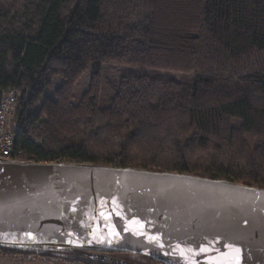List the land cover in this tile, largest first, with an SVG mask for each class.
Instances as JSON below:
<instances>
[{
    "label": "trees",
    "instance_id": "obj_1",
    "mask_svg": "<svg viewBox=\"0 0 264 264\" xmlns=\"http://www.w3.org/2000/svg\"><path fill=\"white\" fill-rule=\"evenodd\" d=\"M104 64L132 70L104 87ZM9 87L23 160L264 188V0H0Z\"/></svg>",
    "mask_w": 264,
    "mask_h": 264
},
{
    "label": "water",
    "instance_id": "obj_2",
    "mask_svg": "<svg viewBox=\"0 0 264 264\" xmlns=\"http://www.w3.org/2000/svg\"><path fill=\"white\" fill-rule=\"evenodd\" d=\"M0 246L264 264V188L192 174L0 157Z\"/></svg>",
    "mask_w": 264,
    "mask_h": 264
},
{
    "label": "flooded vegetation",
    "instance_id": "obj_3",
    "mask_svg": "<svg viewBox=\"0 0 264 264\" xmlns=\"http://www.w3.org/2000/svg\"><path fill=\"white\" fill-rule=\"evenodd\" d=\"M0 264H165L145 254L128 251L77 249L36 252L0 246Z\"/></svg>",
    "mask_w": 264,
    "mask_h": 264
},
{
    "label": "built area",
    "instance_id": "obj_4",
    "mask_svg": "<svg viewBox=\"0 0 264 264\" xmlns=\"http://www.w3.org/2000/svg\"><path fill=\"white\" fill-rule=\"evenodd\" d=\"M20 90L9 87L0 93V157L21 160L22 153L13 154V133L18 128L16 120Z\"/></svg>",
    "mask_w": 264,
    "mask_h": 264
},
{
    "label": "rangeland",
    "instance_id": "obj_5",
    "mask_svg": "<svg viewBox=\"0 0 264 264\" xmlns=\"http://www.w3.org/2000/svg\"><path fill=\"white\" fill-rule=\"evenodd\" d=\"M132 67L128 65H112V64H104L101 70V77L104 80V87H107V84L117 82L118 78L128 72L131 71ZM61 84V77L55 76L53 79V83L51 88L45 92L44 95H49L53 91V89L57 88ZM89 84V70L85 71L78 83L75 85V94L81 95L87 88ZM106 97L103 98L102 104L106 105L108 101H106ZM23 160V159H21Z\"/></svg>",
    "mask_w": 264,
    "mask_h": 264
}]
</instances>
